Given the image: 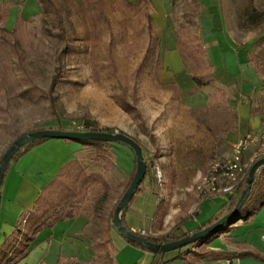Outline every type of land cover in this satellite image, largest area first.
<instances>
[{"label": "rangeland", "instance_id": "obj_1", "mask_svg": "<svg viewBox=\"0 0 264 264\" xmlns=\"http://www.w3.org/2000/svg\"><path fill=\"white\" fill-rule=\"evenodd\" d=\"M31 1L36 6L19 9L12 27L0 24L12 32L0 34V159L17 138L38 128L63 126L86 132L80 128L92 123L100 130L127 135L141 147L147 167L143 182L154 207L145 211L139 224L143 230L134 233L178 236L182 218L195 216L196 211L190 214L194 205L202 218H209L221 200L199 202L200 178L214 162L227 158L245 135L264 136V0H251L249 14L244 10L246 0H205L198 8L192 0H56L64 17V40L52 36L57 30L49 34L51 20H43ZM98 1L101 8L96 4L89 11V4ZM203 11L211 18L204 33ZM164 20L171 23L176 39L200 42L224 37L239 54L232 62L223 61L218 71L204 54L196 64L185 62L171 87L159 84V22ZM191 75L204 76L206 85L198 88ZM243 82L249 85L248 92L241 91ZM172 89L174 93H169ZM25 90L27 99L19 96ZM240 121L245 132L232 141ZM254 150L251 146L243 153V162ZM85 153L91 160L96 157L91 149ZM114 154L123 166L122 154ZM114 154H109L106 172L114 166ZM97 165L105 164L99 161L91 169L101 171ZM128 178L109 181L113 200ZM114 204L98 209L97 219L107 217ZM225 213L226 209L219 216ZM97 230L98 240L94 237L91 243L94 264H133L135 252L148 255V264H154L151 254L128 245L120 235L128 249L114 244L111 261L106 235ZM176 254H164L161 264H179L171 260Z\"/></svg>", "mask_w": 264, "mask_h": 264}, {"label": "crops", "instance_id": "obj_2", "mask_svg": "<svg viewBox=\"0 0 264 264\" xmlns=\"http://www.w3.org/2000/svg\"><path fill=\"white\" fill-rule=\"evenodd\" d=\"M204 2L205 0H199L200 4ZM29 5L35 4L31 0H0V24L5 23L6 26L12 27L19 20L14 15L19 13V9L24 10ZM201 13L203 16H200V28L204 33L206 32L204 29L210 24L211 18L208 17L206 12ZM173 33L174 29L168 20L159 22V36L161 37L159 44V63L161 64L159 84H168L169 87L176 82L179 73L183 72L185 67V60L177 46V39ZM202 43L205 55L208 56L211 66L216 71L221 69L224 62H232V59L239 54L237 50L231 48L233 47L232 43L224 37L212 38L209 41L204 39ZM231 76L233 78L237 77L233 74ZM239 86L242 92L250 90L249 85L244 82L240 83ZM168 92L174 93L173 89ZM238 126V134L233 136L232 141H237L245 132L243 121H240ZM111 151L113 154L116 151L122 154L123 166L117 164V158L114 154V166L105 172L104 176L108 182L117 176L123 182L133 171L132 152L121 145H114ZM85 152L86 148L79 144L49 139L32 148L9 168L0 186V245L13 232L15 227L22 225L25 216L34 209V202L39 193L56 176L64 164L73 159L79 160L84 165H87L85 161L91 163L89 161L91 156L88 157ZM89 170H92L91 167H89ZM144 182L141 189L144 188L145 192L142 193L140 190L133 197L125 217L126 225L132 231L135 229L143 230V228H139V224H142L143 219L146 218L145 211L150 210L152 206L154 207L150 203L149 195H146L149 187L146 180ZM112 194H114V189ZM229 197V195H225L210 198H219L221 204L209 218L208 216L202 218L198 210H196L195 216L182 218L180 221L181 233L192 235L197 228L219 216L221 211L227 208ZM113 198L111 195L107 200H103L97 195L95 199L91 197L89 205H96L99 209H104L110 203L116 202ZM96 211L92 209L91 212L83 216L59 221L52 228L39 232L30 244L26 257L19 264H94L96 251L91 243L96 235L99 237L95 232L99 221L103 218L100 215V219H97ZM152 217L153 214L150 220ZM193 217H195V220H190ZM168 222H170V219L165 221V223ZM263 237L264 207L249 220L235 223L228 234L220 236L207 246L200 247L199 249L206 253L201 264H224L227 259L233 260L236 264H264ZM120 238L115 227H111V244L109 247L112 251L113 261L116 255L114 244H117L122 251L128 249ZM247 252L256 253L261 259L237 257L238 254ZM135 253L138 258L133 264H148L150 258L148 255ZM179 264H182L181 261H179Z\"/></svg>", "mask_w": 264, "mask_h": 264}, {"label": "trees", "instance_id": "obj_3", "mask_svg": "<svg viewBox=\"0 0 264 264\" xmlns=\"http://www.w3.org/2000/svg\"><path fill=\"white\" fill-rule=\"evenodd\" d=\"M40 12V16L44 19L49 18L51 20L52 31L49 34H53V31L57 30L56 35H52L53 37L64 40L65 38V26H64V17L63 12L58 5L56 0H34ZM172 2L176 0H171ZM101 2L89 4V11H93L97 4L98 7L101 8ZM194 7L198 8L199 0H192ZM246 7L244 8L245 14L252 10L251 0H246ZM97 8V7H96ZM99 8V9H100ZM101 11V9H100ZM249 14V13H248ZM12 32L6 30L3 27H0V34H11ZM51 36V35H50ZM177 46L185 60V62H191L196 64L198 60L204 56V46L202 41H198L194 39L193 41L181 40L177 38ZM204 76H196L191 75L190 80L198 87L202 88L206 85L205 81L202 79ZM3 86V79L0 74V90ZM28 91L25 90L19 94V96L23 99H27ZM87 123L84 127L85 131L89 132H102L113 134V132L109 129L100 130L95 127L94 124ZM44 129H52L50 127L47 128H38L37 130ZM33 130V131H37ZM54 130H62V131H70L66 127H59ZM31 131V132H33ZM71 131H75L72 129ZM76 132V131H75ZM25 135V134H23ZM21 135V136H23ZM49 139L41 138L28 142L23 145L19 150H17L10 158L9 162L6 165L3 179L9 170V164L11 162H16L26 153H28L32 148L40 145L41 143L47 141ZM65 142H73L81 145L86 149H91L96 154V157L91 160L90 165H84L77 159H73L63 167L60 168L56 176L42 189L39 193L38 197L34 202V209L29 212L25 219L23 220L22 225L14 228L13 232L4 240V242L0 245V264H19L27 255L30 244L35 240L36 235L42 230L52 228L57 222L71 219L77 216H83L92 209L98 210L99 208L96 205L90 206L91 197L100 196L101 199L107 200L112 193L113 187L109 184L104 176V172H106V164H109V154L111 148L114 145L127 146L123 143H111L97 140H86V141H69L64 140ZM128 147V146H127ZM129 148V147H128ZM130 149V148H129ZM133 155V171L128 178L126 184L123 187L122 193L118 196L115 204L111 208L107 217L101 218L99 221V233L106 235L105 242L110 246V229L114 227L113 225V214L114 210L118 206L121 198L127 191L130 186L135 172H136V159L133 154V151L130 149ZM1 160V159H0ZM95 163H94V162ZM104 162L105 165L102 167H97L101 169V171H93L89 170V167H93L98 162ZM248 174L238 185L234 194H232L227 200V208L225 215L231 213L235 206L237 205L241 195L246 189V181ZM3 182V181H2ZM143 183V182H142ZM137 188L134 196L139 193L141 190V185ZM133 196V197H134ZM132 197V199H133ZM131 199V200H132ZM129 203L122 209L120 213V221L127 229V225L125 222V217L127 214V210L129 208ZM264 207V166L260 167L253 178L250 192L243 202L240 210L230 217L222 226L214 230L213 232L205 235L204 237L198 239L195 243L186 246L182 249L176 250V255L171 260H179L182 264H201V261L205 258L206 253H197L196 249L209 245L213 240L219 238L222 235L228 234L232 229L235 223L238 221H247L256 215L262 208ZM222 216H217L199 228H197L192 234L199 232L218 220H220ZM118 232V231H117ZM136 235L143 237L148 242L162 245L171 243L173 241H177L183 239L185 237L191 236L188 233H181L178 236H144L138 233ZM120 235V234H119ZM128 245L141 250L143 252L149 253L153 256L154 264H161L162 259L160 254H154L145 249L142 246H139L136 243H132L127 241L122 235H120ZM238 258H254L261 259V257L256 253H240L237 255ZM157 259L159 261H157ZM110 260L113 261V256L110 257Z\"/></svg>", "mask_w": 264, "mask_h": 264}, {"label": "water", "instance_id": "obj_4", "mask_svg": "<svg viewBox=\"0 0 264 264\" xmlns=\"http://www.w3.org/2000/svg\"><path fill=\"white\" fill-rule=\"evenodd\" d=\"M58 139V140H69V141H86V140H97V141H104V142H111V143H123L127 145L132 151L136 159V172L134 178L128 187L127 191L121 198L118 206L114 210L113 214V225L115 229L118 231L120 235H122L127 241L136 243L139 246L144 247L148 251L154 254H160L163 256L168 252H173L179 249H182L186 246H189L195 243L198 239L204 237L205 235L213 232L220 226H222L230 217L235 215L241 208L243 202L245 201L246 197L248 196L251 188V184L254 178L256 171L264 166V159H260L255 162L248 172V177L246 181V189L241 195L237 205L235 206L234 210L222 217L220 220L212 224L211 226L192 234L191 236L185 237L183 239L173 241L171 243L156 245L153 243L148 242L143 237L136 235L132 230L127 229L120 221V213L122 209L129 203V201L134 196L137 188L143 182L145 175H146V164L143 159L142 150L140 145L134 141L131 137L124 135V134H109V133H102V132H75V131H62V130H54V129H44V130H37L33 132H29L23 136L17 138L13 144L6 150L4 155L1 157L0 160V186L3 181L4 171L6 168L7 163L9 162L11 156L19 150L23 145L27 144L30 141L36 139Z\"/></svg>", "mask_w": 264, "mask_h": 264}, {"label": "built area", "instance_id": "obj_5", "mask_svg": "<svg viewBox=\"0 0 264 264\" xmlns=\"http://www.w3.org/2000/svg\"><path fill=\"white\" fill-rule=\"evenodd\" d=\"M80 131H85L84 127H81ZM251 146H254L255 150L252 156L243 162L242 155ZM260 159H264V136L245 135L232 146L231 153L227 158L214 162L208 172L200 178L196 186V196L200 198L199 202L215 196H231L234 194L252 165ZM160 179L161 174L157 170V180L160 181ZM196 206L192 207L191 215L196 211ZM224 264L236 263L227 259Z\"/></svg>", "mask_w": 264, "mask_h": 264}]
</instances>
